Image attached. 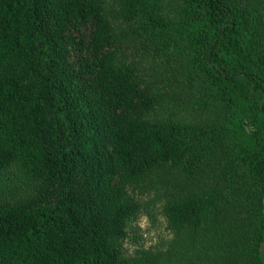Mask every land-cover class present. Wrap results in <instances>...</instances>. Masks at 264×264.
Returning a JSON list of instances; mask_svg holds the SVG:
<instances>
[{
  "label": "trees",
  "instance_id": "obj_1",
  "mask_svg": "<svg viewBox=\"0 0 264 264\" xmlns=\"http://www.w3.org/2000/svg\"><path fill=\"white\" fill-rule=\"evenodd\" d=\"M177 100L193 122L157 114ZM147 199L172 239L127 255ZM263 244L264 0H0V264H264Z\"/></svg>",
  "mask_w": 264,
  "mask_h": 264
},
{
  "label": "rangeland",
  "instance_id": "obj_2",
  "mask_svg": "<svg viewBox=\"0 0 264 264\" xmlns=\"http://www.w3.org/2000/svg\"><path fill=\"white\" fill-rule=\"evenodd\" d=\"M157 61L161 62L159 59ZM153 62L158 64L151 56L147 58L145 66L149 67L150 63ZM157 114L179 124H187L194 121L192 113L178 100L168 108L159 110ZM127 233L128 236L124 242V250L127 255H133L138 249L149 251L164 250L172 239L162 214L161 204H153L148 199L145 201L141 213L129 222ZM261 249L264 252V244Z\"/></svg>",
  "mask_w": 264,
  "mask_h": 264
}]
</instances>
